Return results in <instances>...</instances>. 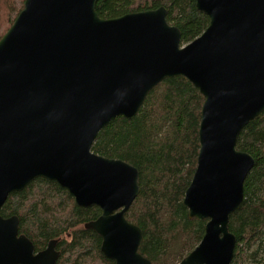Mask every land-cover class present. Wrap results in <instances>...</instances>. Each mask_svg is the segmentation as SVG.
Segmentation results:
<instances>
[{"label": "water", "instance_id": "95a60500", "mask_svg": "<svg viewBox=\"0 0 264 264\" xmlns=\"http://www.w3.org/2000/svg\"><path fill=\"white\" fill-rule=\"evenodd\" d=\"M98 0H25L0 40V210L37 179L57 184L100 216L85 225L113 264H151L126 214L138 171L92 152L101 130L133 119L147 95L181 77L203 97L197 165L183 206L205 221L200 243L178 264H231L230 216L243 201L253 158L237 150L264 111V0H195L209 20L182 46L166 10L101 19ZM17 216L0 215V264H56L57 240L36 252Z\"/></svg>", "mask_w": 264, "mask_h": 264}, {"label": "trees", "instance_id": "16d2710c", "mask_svg": "<svg viewBox=\"0 0 264 264\" xmlns=\"http://www.w3.org/2000/svg\"><path fill=\"white\" fill-rule=\"evenodd\" d=\"M25 0H0V40L24 7ZM166 10V21L179 29L187 45L208 26L195 0H98L101 19L131 13ZM203 97L186 79H166L146 97L131 120L117 118L100 131L92 152L121 160L138 171L139 193L126 214L143 234L139 253L151 264H178L201 241L205 221L189 219L183 206L186 189L197 165L198 130ZM237 150L254 165L243 187V201L229 218L236 238L231 264H264V111L240 133ZM101 212L80 208L57 184L37 179L8 196L3 218L17 216L19 234L39 252L57 240L56 264H113L100 251L101 238L85 225Z\"/></svg>", "mask_w": 264, "mask_h": 264}]
</instances>
